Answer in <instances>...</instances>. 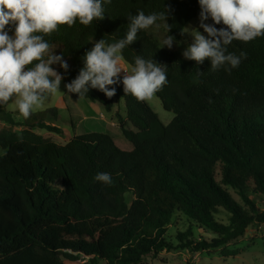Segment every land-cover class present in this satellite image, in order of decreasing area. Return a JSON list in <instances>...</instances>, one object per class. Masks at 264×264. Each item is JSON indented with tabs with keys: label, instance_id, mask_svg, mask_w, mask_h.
Here are the masks:
<instances>
[{
	"label": "trees",
	"instance_id": "obj_1",
	"mask_svg": "<svg viewBox=\"0 0 264 264\" xmlns=\"http://www.w3.org/2000/svg\"><path fill=\"white\" fill-rule=\"evenodd\" d=\"M163 7L170 9L169 34L177 41L186 23L199 18L197 0H111L102 20L60 25L45 38L66 55L70 69L62 82L75 78L95 42L125 35L129 14ZM158 46L149 29L122 55L131 66L141 55L168 67V82L155 94L174 114L167 124L145 100L124 93L122 84L112 86L111 98L96 89L83 97L107 112L122 101L124 115L115 111L113 119L131 143L129 151L99 131L55 143L35 129L59 132L45 120H57L56 108L24 118L0 104V121L8 124L0 129V264L79 258L146 264V257L176 249L220 248L234 256L239 250L227 243L264 222V36L228 46L246 53L231 71L213 70L208 60L197 65L177 49ZM98 173H109L113 183L96 181ZM125 193L132 195L129 203ZM220 209L228 214L225 223L215 217ZM178 214L189 225L174 232L173 242L168 229ZM193 227L210 235L197 238Z\"/></svg>",
	"mask_w": 264,
	"mask_h": 264
},
{
	"label": "clouds",
	"instance_id": "obj_2",
	"mask_svg": "<svg viewBox=\"0 0 264 264\" xmlns=\"http://www.w3.org/2000/svg\"><path fill=\"white\" fill-rule=\"evenodd\" d=\"M111 0H0V104L15 100L19 113L28 118L34 109L43 106L54 93L61 92V81L70 66L66 55L45 37L77 22L90 25L102 20L105 6ZM199 6L198 27H184L182 33L191 37L182 56L197 65L210 61L213 70L238 68L246 53L229 52L234 40L244 43L264 36V0H197ZM170 9L145 14L138 11L127 17L125 35L112 43L100 39L82 57V67L70 82L64 84L65 93L86 97L90 89L111 98L117 84L124 93L138 100L152 98L167 84V66L134 57V64H123V50L138 39V33L149 29H163L164 35L158 49H171L179 41L170 30L174 25L167 21ZM211 20V23L206 21ZM215 25H222L217 28ZM202 29V31H201ZM62 72H58L57 66ZM123 74V75H121ZM95 180L111 185L109 173H98Z\"/></svg>",
	"mask_w": 264,
	"mask_h": 264
},
{
	"label": "rangeland",
	"instance_id": "obj_3",
	"mask_svg": "<svg viewBox=\"0 0 264 264\" xmlns=\"http://www.w3.org/2000/svg\"><path fill=\"white\" fill-rule=\"evenodd\" d=\"M199 18L189 20L185 27H198ZM152 33L161 39L164 35L163 29H151ZM202 31V29H201ZM179 45H173L171 49L179 50L181 55L185 47L191 43V37L184 33L183 37L178 40ZM55 47H59L55 45ZM59 48H57L56 53ZM130 69L131 65L125 64ZM58 71V65L53 66ZM60 91L52 94L43 104L42 107L36 108L33 112L47 111L50 108H56L57 120L52 121V117L45 118L46 122L52 123L60 128L59 132H50L44 129H35L44 137L49 138L51 141L64 144L73 134H81L85 132L99 131L106 132L113 138L115 145L125 151L132 149L131 143L124 138L116 121L113 119V113L120 111L124 115V108L122 101L116 103L111 110L107 112L96 101H91L84 98H76L74 94L65 93L64 83L61 81ZM152 109L158 114L162 123L167 124L173 118V112L165 110L161 104L160 99L154 95L152 98L145 100ZM6 109L10 111L17 110L15 100H10L6 103ZM19 118V116H16ZM73 123V124H72ZM8 124L0 121V129L7 127ZM19 130V128H17ZM3 150L0 149V154ZM235 196V194L233 193ZM236 197V196H235ZM132 195L125 193V200L130 202ZM258 199V198H257ZM227 213L220 209L215 217L220 222H227ZM189 225V221L181 214L173 217L172 223L169 225L168 235L171 240L175 242L173 236L176 230L185 229ZM194 235L208 237L210 234L197 227H193ZM227 249H238L236 255L225 256L220 252V248L213 249L210 252L200 251L190 253L187 250H171L163 251L157 257H146V264H264V222L261 224H252L247 227L245 233L240 237L230 241L226 245ZM65 264H90L85 258L77 260L64 259ZM97 264H106L105 261H99Z\"/></svg>",
	"mask_w": 264,
	"mask_h": 264
},
{
	"label": "crops",
	"instance_id": "obj_4",
	"mask_svg": "<svg viewBox=\"0 0 264 264\" xmlns=\"http://www.w3.org/2000/svg\"><path fill=\"white\" fill-rule=\"evenodd\" d=\"M123 64L125 65V64H128L124 59H123ZM121 75H123V74H121ZM73 124V123H72ZM74 135V134H73ZM72 135V136H73ZM72 136H70L69 138H68V140L72 137Z\"/></svg>",
	"mask_w": 264,
	"mask_h": 264
}]
</instances>
